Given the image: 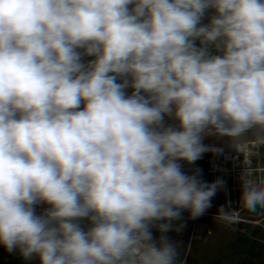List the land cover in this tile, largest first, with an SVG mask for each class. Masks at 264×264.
I'll return each instance as SVG.
<instances>
[{
  "label": "clouds",
  "instance_id": "clouds-1",
  "mask_svg": "<svg viewBox=\"0 0 264 264\" xmlns=\"http://www.w3.org/2000/svg\"><path fill=\"white\" fill-rule=\"evenodd\" d=\"M253 140L264 144V0H0L7 252L183 264L169 234L224 183L184 163L225 146L247 160ZM241 202L264 208V177L241 182ZM217 219H237L231 202Z\"/></svg>",
  "mask_w": 264,
  "mask_h": 264
},
{
  "label": "rangeland",
  "instance_id": "rangeland-1",
  "mask_svg": "<svg viewBox=\"0 0 264 264\" xmlns=\"http://www.w3.org/2000/svg\"><path fill=\"white\" fill-rule=\"evenodd\" d=\"M262 157L264 158V144H261ZM204 156V155H203ZM203 158V157H202ZM202 158L195 162L194 166L188 168L186 171L191 173L195 169L200 170V178L203 181L208 179L206 174V165L202 163ZM255 163L257 166L261 163L264 166V160L261 162L255 157ZM256 179L264 177V171L256 173ZM223 206V200L220 196H215L212 201V207L206 212L205 215L197 219L189 218L187 212L184 213V219L187 221L186 229L180 233H170L169 235L173 240L178 242L180 259L183 264H214L218 257L221 261L219 264H238L242 263V259H236L238 254L234 255L233 251L236 250L238 238L242 234L250 235L253 232V236H256L254 247L252 248L253 255L262 261L264 264V208H257L255 211H251L246 208L242 211L245 214L244 218L246 222H242L239 225H235L238 222H224L217 219V210ZM41 209L38 208L39 212ZM250 221V222H249ZM261 221V225L257 222ZM200 223H204V233L198 235L196 232L197 226ZM247 256L248 260L255 261V264H259L255 257ZM12 264H40L38 258H34L31 261H25L18 252L14 253Z\"/></svg>",
  "mask_w": 264,
  "mask_h": 264
},
{
  "label": "built area",
  "instance_id": "built-area-1",
  "mask_svg": "<svg viewBox=\"0 0 264 264\" xmlns=\"http://www.w3.org/2000/svg\"><path fill=\"white\" fill-rule=\"evenodd\" d=\"M205 143L212 146L223 145L222 141H217L214 138H208ZM251 155L246 160L244 156L238 155L231 149L224 147L222 154H213L208 152L204 154L203 163L206 165L207 183H213L217 179L223 180V185L218 189L216 196H220L223 200V205L231 202V208L235 210L237 219L233 222H246L245 214L242 211L246 210L241 202V182L244 179H256V173L263 172L264 166L260 163L258 166L255 163V157L263 162L261 144L251 141L249 144ZM250 222V221H249ZM261 225V221L257 222ZM204 223L197 226L196 232L198 235L204 233ZM264 227V225H262ZM204 230V231H203Z\"/></svg>",
  "mask_w": 264,
  "mask_h": 264
},
{
  "label": "trees",
  "instance_id": "trees-1",
  "mask_svg": "<svg viewBox=\"0 0 264 264\" xmlns=\"http://www.w3.org/2000/svg\"><path fill=\"white\" fill-rule=\"evenodd\" d=\"M205 22H207V21H205ZM202 163H203V158H202ZM193 166H194V164L189 165L187 163H184L185 171L188 168H190V170H191V168ZM252 233L253 232H251L250 235H248V234H242L238 238V243L236 245L237 247H234V248H236V250L234 249V251H233L234 255L236 253L238 254V256L236 257V259H239L240 260V259L243 258L242 263H240V261H239L238 264H255V261L254 260H252V261L250 260L249 261L248 258H247V256H250L251 259H252V257L254 256L253 253H252V248L254 247V243H255V241H257L256 240L257 238H256V236H253ZM13 257H14V253L7 252L6 249L2 245H0V264H12L11 261L13 260ZM255 259L257 260V262L259 264H262V261H260L256 257H255ZM219 261H221V260L217 257L214 264H219Z\"/></svg>",
  "mask_w": 264,
  "mask_h": 264
}]
</instances>
